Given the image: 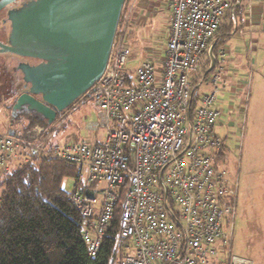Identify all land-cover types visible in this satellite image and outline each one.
Returning a JSON list of instances; mask_svg holds the SVG:
<instances>
[{"label":"built area","instance_id":"1","mask_svg":"<svg viewBox=\"0 0 264 264\" xmlns=\"http://www.w3.org/2000/svg\"><path fill=\"white\" fill-rule=\"evenodd\" d=\"M243 1L249 6L248 0H169L159 68L146 58L131 73L129 46L122 34L114 38L86 101L99 119L85 127L102 130V138L56 144L57 128L36 127L29 137L0 132V176L32 159L76 166L68 194L93 258L127 182L117 235L128 244L118 264H251L232 255L238 187L222 167L225 143L215 129L227 51L212 41L224 14Z\"/></svg>","mask_w":264,"mask_h":264},{"label":"rangeland","instance_id":"2","mask_svg":"<svg viewBox=\"0 0 264 264\" xmlns=\"http://www.w3.org/2000/svg\"><path fill=\"white\" fill-rule=\"evenodd\" d=\"M169 0H124L114 38L124 37L129 46L127 68L133 72L146 58L154 61L156 68L162 64L168 36ZM248 40L241 41L245 48ZM245 44V45H244ZM245 52V51H244ZM243 52V53H244ZM251 71L244 53L241 74L232 100L229 88L221 90L218 107L221 125L216 133L224 139L226 153L220 155L222 167L237 182V203L233 218L232 255L248 259L251 264H264V36L258 38L251 51ZM248 58V56H247ZM206 63L200 66L205 70ZM0 71V132L14 129L17 133L28 123L22 116L12 124V101L7 93L6 76ZM88 93L79 96L67 109L62 110L48 125L35 124L23 135L32 136L36 127L45 133L57 128L51 138L56 144L92 140V134L83 129L96 119L92 102L86 103ZM86 103V104H84ZM84 104V105H83ZM81 107L79 108V106ZM41 159H38V161ZM71 179L63 181V189L70 191ZM0 186V193L2 190ZM112 264H118L115 261Z\"/></svg>","mask_w":264,"mask_h":264},{"label":"water","instance_id":"3","mask_svg":"<svg viewBox=\"0 0 264 264\" xmlns=\"http://www.w3.org/2000/svg\"><path fill=\"white\" fill-rule=\"evenodd\" d=\"M14 1L0 0V11ZM123 2L26 0L6 11L9 31L0 53L41 61L20 65L30 88L14 101L12 118L32 112L51 124L91 89L106 67Z\"/></svg>","mask_w":264,"mask_h":264},{"label":"trees","instance_id":"4","mask_svg":"<svg viewBox=\"0 0 264 264\" xmlns=\"http://www.w3.org/2000/svg\"><path fill=\"white\" fill-rule=\"evenodd\" d=\"M224 14L215 34L227 31ZM116 35V34H115ZM90 92V90L88 91ZM87 92V93H88ZM20 116L12 118V124ZM17 133L35 124L48 125L34 115ZM226 147L221 155H225ZM73 164L56 159H32L0 176V264H112L125 254L126 239L118 234L120 214L128 189L123 183L112 226L105 232L98 253L90 256L83 239L84 219L62 187L66 178L76 177Z\"/></svg>","mask_w":264,"mask_h":264},{"label":"crops","instance_id":"5","mask_svg":"<svg viewBox=\"0 0 264 264\" xmlns=\"http://www.w3.org/2000/svg\"><path fill=\"white\" fill-rule=\"evenodd\" d=\"M248 1L249 6H247V3L243 1L242 3L237 5L232 12H229V14H227L229 15V17H227L225 22H227L226 25L228 27V30L220 33L219 36H216L214 39H212L215 49L224 47L227 51L223 65L225 78L224 88H226L228 83L231 84L228 85L229 88H226V91L230 93L231 97L229 99L231 100L234 96V89L238 84V78L241 74V64L244 53L246 52V65L249 66V69L251 71V51L254 50L258 38L264 36V0ZM246 39L248 41L244 42L246 43V46L245 48H243V43L240 42V40L245 41ZM95 117L96 119L94 121H91L90 123L95 122L99 119L97 112ZM85 126L86 125L83 126V129L91 132L93 136L92 138H96L97 140H100L102 138V130L92 132L86 129ZM9 131L13 130L9 129L8 132Z\"/></svg>","mask_w":264,"mask_h":264},{"label":"flooded vegetation","instance_id":"6","mask_svg":"<svg viewBox=\"0 0 264 264\" xmlns=\"http://www.w3.org/2000/svg\"><path fill=\"white\" fill-rule=\"evenodd\" d=\"M26 0H17L10 3L6 8L0 11V41L3 43L7 42V35L9 31V24L5 21V13L10 8H18ZM41 61L37 59L24 58L12 53H0V71L6 76L7 93L10 94L12 105L16 98L20 94L29 93L30 84L26 83L23 79V74L20 70V65L23 63L29 65H37ZM1 82V81H0ZM36 98H40L39 95H34ZM75 102V101H74ZM73 102V103H74ZM72 103V104H73ZM71 104V105H72ZM70 105V106H71ZM69 106V107H70ZM61 113V112H60ZM60 113H57L60 114ZM25 119L30 116H34L32 112H23L18 114ZM56 115V116H57Z\"/></svg>","mask_w":264,"mask_h":264}]
</instances>
